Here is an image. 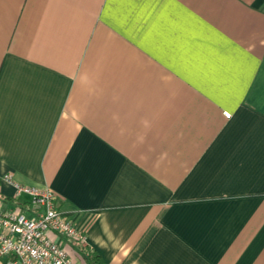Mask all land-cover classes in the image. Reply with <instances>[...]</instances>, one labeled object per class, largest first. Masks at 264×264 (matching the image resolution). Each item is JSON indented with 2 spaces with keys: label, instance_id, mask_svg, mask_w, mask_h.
I'll list each match as a JSON object with an SVG mask.
<instances>
[{
  "label": "crops",
  "instance_id": "1",
  "mask_svg": "<svg viewBox=\"0 0 264 264\" xmlns=\"http://www.w3.org/2000/svg\"><path fill=\"white\" fill-rule=\"evenodd\" d=\"M5 173L106 264H264V0H0Z\"/></svg>",
  "mask_w": 264,
  "mask_h": 264
},
{
  "label": "built area",
  "instance_id": "2",
  "mask_svg": "<svg viewBox=\"0 0 264 264\" xmlns=\"http://www.w3.org/2000/svg\"><path fill=\"white\" fill-rule=\"evenodd\" d=\"M0 181L13 187L11 206L0 200V264H76L66 247L53 236L83 243L82 234L56 205L47 188L17 183L11 174ZM28 196V206L21 197Z\"/></svg>",
  "mask_w": 264,
  "mask_h": 264
},
{
  "label": "trees",
  "instance_id": "3",
  "mask_svg": "<svg viewBox=\"0 0 264 264\" xmlns=\"http://www.w3.org/2000/svg\"><path fill=\"white\" fill-rule=\"evenodd\" d=\"M70 244L76 250L83 264H106L97 252L90 249L88 246L84 245L83 243L71 240Z\"/></svg>",
  "mask_w": 264,
  "mask_h": 264
},
{
  "label": "snow or ice",
  "instance_id": "4",
  "mask_svg": "<svg viewBox=\"0 0 264 264\" xmlns=\"http://www.w3.org/2000/svg\"><path fill=\"white\" fill-rule=\"evenodd\" d=\"M225 115H228V113H225Z\"/></svg>",
  "mask_w": 264,
  "mask_h": 264
}]
</instances>
